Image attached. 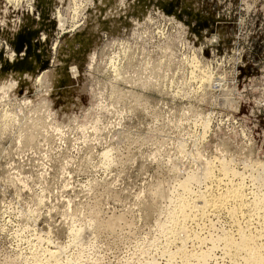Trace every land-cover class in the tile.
Here are the masks:
<instances>
[{"label":"rangeland","instance_id":"obj_1","mask_svg":"<svg viewBox=\"0 0 264 264\" xmlns=\"http://www.w3.org/2000/svg\"><path fill=\"white\" fill-rule=\"evenodd\" d=\"M263 193L264 0H0V264H242Z\"/></svg>","mask_w":264,"mask_h":264},{"label":"bare ground","instance_id":"obj_2","mask_svg":"<svg viewBox=\"0 0 264 264\" xmlns=\"http://www.w3.org/2000/svg\"><path fill=\"white\" fill-rule=\"evenodd\" d=\"M224 170H225L226 176L228 173H231L232 176H234V175L240 176V174H239L240 172L238 173V171H236V170H231L229 167H224ZM241 174H243V173H241ZM213 176H214L213 172H210V171L207 172L205 175V177H208L209 179L210 178L212 179ZM179 186H181L183 188V190H187L188 186H187L186 179L183 180V182H181V184L179 183ZM177 197H178L180 202H179L178 208L173 210V213L170 214L171 220H169V221H171V222H174V221L179 219L177 213L178 212L183 213L184 209L182 210V208H185V206L187 205V202L184 200V198L179 197V195ZM213 197H211L213 205L207 206V209H210V208L228 209L229 208V213L235 219H237L239 217V212L236 211L235 207L239 206L242 208V207L249 205V203H248L249 200L246 199V196L244 193L243 184H239V183H237V184L232 183L230 188H227V190L225 192H222V194L220 195V200L218 198V200L213 201ZM252 198H254V200H252L251 202H254L255 205L256 204L261 205L262 210L259 211V213H260L259 218L261 221H263V227H264V193L262 195H260L259 198L257 197V195L253 196ZM198 200H199V204H200L198 207H202L204 201H206V195L203 194L202 197L198 198ZM183 215H184L183 221H185L187 219V215L185 214V212L183 213ZM112 222H111L112 224L110 223V225L114 226L115 223H114V221H112ZM262 238H264V228L262 231L255 232V230H251V231H249V233L239 235V237L237 238L238 240L228 236V238L225 239V243H226V247L230 246L232 248L233 254L235 256L242 257V260H243L242 264H264V243L261 241ZM230 251L231 250L229 249L228 252H230ZM209 256H210V254L207 251L201 252L200 255H198V257H197L198 258L197 264H203V262H206V260L209 258Z\"/></svg>","mask_w":264,"mask_h":264}]
</instances>
